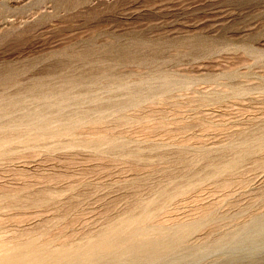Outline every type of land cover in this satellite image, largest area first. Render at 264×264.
Masks as SVG:
<instances>
[{
    "label": "rangeland",
    "instance_id": "374dc122",
    "mask_svg": "<svg viewBox=\"0 0 264 264\" xmlns=\"http://www.w3.org/2000/svg\"><path fill=\"white\" fill-rule=\"evenodd\" d=\"M0 1V124L43 108L41 92L68 94L62 118L100 115L116 137L112 146L95 144L96 127L22 141L15 139L21 127L7 129L14 140L0 152V238L27 232L50 247L77 244L129 215L132 201L157 197L161 205L159 193L197 181V189L161 215L191 219L200 206L213 205L230 216L219 236L264 213V0ZM164 75L170 85L162 83ZM133 91L146 101L133 105ZM11 97L18 100L14 107ZM157 121L167 127L153 126ZM181 141L187 144L182 159L174 157ZM229 143L238 145L234 152ZM247 144L238 167L221 171ZM198 148L206 153L187 163ZM228 178L231 185L223 188ZM43 192L58 196L46 200ZM205 230L186 244H207ZM248 244L226 245L231 250L196 261L175 252L168 260L222 264L234 254L241 264L264 261V245Z\"/></svg>",
    "mask_w": 264,
    "mask_h": 264
},
{
    "label": "bare ground",
    "instance_id": "6f19581e",
    "mask_svg": "<svg viewBox=\"0 0 264 264\" xmlns=\"http://www.w3.org/2000/svg\"><path fill=\"white\" fill-rule=\"evenodd\" d=\"M169 77L170 76L168 75L162 76L161 77L162 83L168 84L170 82ZM118 81L117 83H119ZM176 82H178V80ZM170 84L171 83H169V85ZM120 86L122 87L123 85H120ZM116 87H115V90H116ZM123 87H126V86H123ZM56 94L58 95V93ZM70 97L71 96L68 94H62L60 96L53 97L51 95H47L45 92H41V94H39L38 96V99L44 102L43 108H38L28 113H25L19 123H14V122L3 123L2 122L3 124H0V152L1 150H3V148L7 144H9L10 142L14 140L13 136L4 135L7 129H17V127H21L23 131L22 133L18 134L15 139L22 140V141H25L26 139H30V138H40L42 136H45V137L49 136L51 138H56L60 136L61 134H73L75 130L80 129V128H84V129L91 128L94 130V129H97L96 127H100V129L93 131V135L92 137H90V139H92L95 144L105 141L106 143L112 146L115 143V138H116L114 133L111 132L113 131V128L112 126H110L111 124H109V126H103L102 117L100 115L96 116L94 119H91V120H85L83 117H80V116L62 118V116L59 115L61 108L63 106V103L70 100ZM131 97H132L131 98L132 100L130 101L135 106L145 102L147 99L141 96V94L140 96H138L136 94V91H133L131 93ZM17 103H18V100L12 97L8 101V105L10 107H14ZM127 105H128L127 103H125L124 105H120L118 107V111H123ZM49 109H55L56 115L54 116L49 115L47 112ZM99 111H100V108H99ZM15 112H16V109H15ZM144 123H147V122H144ZM166 123H167L166 121H157L155 122V124L153 123L154 125L153 124L152 125L158 126V128H164L168 124ZM149 125L146 124L145 126L147 127ZM260 141L264 145V134L260 138ZM246 142H249V141H246ZM186 145L187 144H184L181 141L178 145L179 147H178L176 156L174 157H178L181 159L185 158L184 151H185ZM248 145L249 144L244 145L242 152L239 151V153H236L237 157L233 155L235 158L232 159L231 161L229 160L230 162L228 163L226 162L227 164L225 166H222L220 170L221 171H231V170H234L235 167H238L236 165L240 158V154H244L249 151ZM237 146H234V147H237ZM227 147L233 150L234 152L235 148L231 146V144L230 146H227ZM205 153H206V150L203 151L198 148L195 151V155H193L191 159L188 158L186 162L192 163L197 158L196 157L197 155L203 156ZM229 178L225 179L223 183L221 182L222 183L221 185L223 188L231 185L230 182L226 181V180H229ZM206 179H210V177H207ZM200 183L201 181H197V182L187 183L183 186L179 185L178 188H176V190L174 191V193H170V194L169 193L165 194L163 192L159 193L158 197L163 199V203L161 205H158L156 203V199H158L157 197L149 199V200H145V201L134 200L132 201L130 205L129 215H127L124 218L117 219L115 222L111 223L109 226H107L104 230L100 231L96 235L93 234V235L85 236L84 240L77 244H69L67 242H63L58 247H53V246L50 247L48 246L47 241L42 240L39 237H32L27 232H23V233L20 232L21 234L19 236H16V237L11 236L8 239L0 238V264H93L97 262L101 264H170V261L168 260V258L172 257L171 255L175 252H180L179 256L184 261H186L191 258H194L193 260L200 259L206 253L210 251L214 252L213 250H220L222 248H225L226 245L232 249H236V248L239 249L241 246L247 243L251 244V246H253L254 249L262 244L264 245V213L263 214L255 213L252 216L250 215V218L248 220L246 219L247 221H241V222L235 223V225H233L231 229H226L219 236L217 234H216L217 236H215L216 230L221 224H223L224 222H228L226 220H228L230 216L225 213L217 214L215 211L216 208H214L213 205L200 206L196 215L191 219H179V218L168 217L167 215H164V214L161 215L163 210L166 208V206L170 202L176 200L179 197L185 196L191 190L197 189ZM41 194L44 196L47 195V198L46 197L44 198L46 200H53V199H56V197L58 196L57 192L56 193L55 192H47V193L43 192ZM260 196H261L260 198L264 199V190L261 192ZM10 198L13 199L15 198V196L14 195L10 196ZM44 199L34 198L30 201L34 203L36 202L42 203ZM16 200L18 199L17 198L13 199L14 202ZM203 229H207L205 230L206 231L205 237H206V240H208L207 244L205 245L186 244L189 236L193 234L194 231L203 230ZM43 233L44 232H39L38 235H42ZM230 248L227 249L226 247L228 251L231 250ZM227 253L228 252H226V254ZM226 256L227 255H225V257ZM221 259L223 262L224 261L223 258ZM237 260H238V257H237ZM218 261H219L218 264H220L221 260H218ZM245 263L248 264V261ZM222 264H241V263L236 261V257L233 254L231 256H228L226 261ZM253 264H264V261L261 260V262L258 261V262H254Z\"/></svg>",
    "mask_w": 264,
    "mask_h": 264
}]
</instances>
